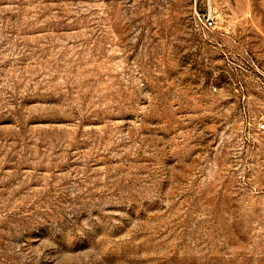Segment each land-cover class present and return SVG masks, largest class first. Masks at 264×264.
Masks as SVG:
<instances>
[{
  "label": "rangeland",
  "instance_id": "obj_1",
  "mask_svg": "<svg viewBox=\"0 0 264 264\" xmlns=\"http://www.w3.org/2000/svg\"><path fill=\"white\" fill-rule=\"evenodd\" d=\"M262 124L264 0H0V264H264Z\"/></svg>",
  "mask_w": 264,
  "mask_h": 264
},
{
  "label": "built area",
  "instance_id": "obj_2",
  "mask_svg": "<svg viewBox=\"0 0 264 264\" xmlns=\"http://www.w3.org/2000/svg\"><path fill=\"white\" fill-rule=\"evenodd\" d=\"M216 16L213 14L205 15L203 18H200L204 28L206 30H211L215 26ZM259 129H264V124L260 125Z\"/></svg>",
  "mask_w": 264,
  "mask_h": 264
}]
</instances>
